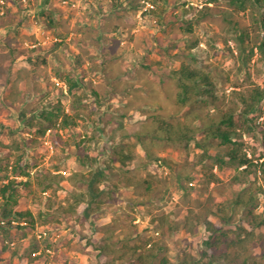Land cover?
<instances>
[{
    "label": "rangeland",
    "instance_id": "1",
    "mask_svg": "<svg viewBox=\"0 0 264 264\" xmlns=\"http://www.w3.org/2000/svg\"><path fill=\"white\" fill-rule=\"evenodd\" d=\"M207 1L0 0V139L12 145V149L0 147V187L15 179L11 201L7 203L0 196V212L7 206L16 211L30 210L36 216L39 211L44 213L35 229L24 228L30 219L3 218L5 222L11 219L14 227L8 231L0 227V264H29L27 259H12L11 249L33 236L49 253L48 264H70L69 258L80 264H95L93 256L81 257L67 247L61 238L67 232L65 223L60 224L47 208L72 203L69 191L74 187L80 190L83 179L91 181L98 168L107 170L110 182L126 181L132 176L136 184L148 180L152 183L154 199L134 207L118 199L116 208H127L122 216L125 224L120 221V227L129 228L121 235L131 236L128 246H143L148 239L155 242L154 264H160L163 257L176 258L185 249L196 253L204 230L200 225L194 235L186 232V216L199 212L204 205L223 202L225 194H245V198L252 195L259 203L255 211L264 214V171L257 167L264 160V100L260 109L246 114L236 94L252 86L264 87V56L257 49L264 39V4L258 0H213L208 10L200 13ZM241 32L245 33L243 40ZM114 61L125 72L114 76ZM183 62H192L212 75L217 82V99L197 102L187 117L185 111L178 115L183 121L198 115L196 120L199 117L206 124L220 121L223 112L232 110L240 157L246 154L254 159L256 167L240 166L239 158L235 161L226 157L231 145H222L217 138L206 141L204 134L196 132L198 143L205 148L192 145L184 153L176 148H160L156 156L164 158L159 162L151 159L152 164L139 171L120 170L121 154L116 151L120 147L112 145L115 142L111 133L116 135L115 129L119 128L115 125L122 122L124 127L121 143L144 158L141 143L133 142L130 136L140 127L144 115L134 111L136 107L130 102L142 96L140 88L146 80L161 93L175 89L172 72ZM68 82L78 83L75 93L68 90ZM48 111L59 113V119L57 114L50 121L40 117ZM65 114L69 115V123L59 126ZM88 117L105 127L101 140L77 146L85 136L92 137L100 129L93 121L89 126ZM250 127L253 129L249 131ZM96 149L100 151L96 164H83L85 151L93 153ZM203 149L208 151L209 159L194 166ZM218 157L226 164L222 165ZM176 162L194 168L178 175L171 168ZM109 165L112 170L107 169ZM58 170L66 176L74 174L64 179L57 177ZM49 183L53 187L56 184V188L47 187ZM144 188L143 184L139 191L143 193ZM123 193L137 195L135 189ZM170 210L176 211L181 223L178 232L159 236L156 226L148 229L152 215ZM127 214L133 217L132 224L127 225ZM56 224L60 229L55 228ZM230 225L235 229L242 224ZM228 233L232 238L230 228ZM45 237L55 246L47 248L42 240ZM7 242L11 248L5 252L1 246ZM262 251L264 254V245Z\"/></svg>",
    "mask_w": 264,
    "mask_h": 264
},
{
    "label": "trees",
    "instance_id": "2",
    "mask_svg": "<svg viewBox=\"0 0 264 264\" xmlns=\"http://www.w3.org/2000/svg\"><path fill=\"white\" fill-rule=\"evenodd\" d=\"M212 1H207L208 3L200 10V13L206 12L209 9L208 4L212 3ZM258 1L264 4V0ZM262 22L264 24V16L262 17ZM239 36L243 40L245 33L241 32ZM257 49L264 56V39L257 45ZM114 66L116 67L115 71L114 69L111 70L114 76L119 75L120 72H125L120 71V65L116 61H114ZM172 75L175 77L173 84L175 89H167L161 93L155 88V85H152L153 83L146 80L142 84L143 87L140 88L142 96L133 97L137 102H130V105L136 107L134 111L144 115L140 127L134 134L130 135L134 139L133 142L141 143L144 158L134 153L128 146L126 147L124 143H121V139L125 137L124 127L122 122H118L119 124L115 125L119 128L115 129L116 135L111 133L115 142L112 145L114 148L120 147V149H116L121 154L120 170L124 172L139 171L141 167L150 166L152 164L151 159L159 162L164 158L160 155L156 156L157 150L160 148L171 147L181 150L180 152H186L192 145L205 148L204 144L198 143L196 132L204 134L206 141L217 138L222 145H231L232 148L227 151L226 157H230L231 160L235 161L239 158L240 166L246 165L247 168H250V166L256 167L257 163L254 162V159L249 158L246 154L240 157L241 144L236 145L238 139H234L235 131L233 130L236 124L232 110L223 112L220 121L208 122L209 124L199 121V117L196 120L198 115L184 121L181 119V114L178 115L185 111V116L187 117L195 109V104L200 102L207 103L217 99V82L212 75L202 67L199 68L193 65L192 62H183L179 69L172 72ZM69 82L68 90L70 93H75L78 83ZM135 82L133 83H138L137 81ZM136 94L138 95V93ZM236 94L240 99V104L243 106L244 113L251 114L256 112L258 108L260 109V104L264 100V87L256 85L247 89V91H238ZM128 96L129 94H126V98ZM74 98L78 101L82 100L80 96H75ZM123 112H125L124 109ZM175 112L178 113L174 114ZM56 114L57 112L48 111L41 113L40 117L50 121L58 115L57 119H59V113ZM68 117V114L62 116L63 125L59 126H67L69 123ZM91 118H87V123L89 126L93 125L92 121L97 123L96 125L100 128L98 133L92 135V137L85 136L84 139L80 140L82 142L75 145L80 146L83 142L92 141L96 138L101 140V134L105 127L101 128V125L98 124L100 122H97L95 118ZM114 118L117 119L119 117L114 116ZM252 129L253 127H250L249 131ZM120 130L122 131L118 132ZM41 132L44 134L45 130ZM118 134L120 138H118ZM0 147L12 149V145L6 144L2 139H0ZM96 151L93 153L85 151V154L81 157L83 164L93 167L100 159V151L97 149ZM201 152V157L194 166L203 164L209 159L206 149L201 150ZM19 159H22V156ZM217 159L222 161V165L227 162L223 158L218 157ZM194 166L186 162H176L171 165V168L174 173L179 175L187 170H192ZM257 167L263 172L264 160ZM107 169L112 170L110 165ZM106 173L107 170L98 168L91 181L86 178L83 179V183L79 184L80 190L76 187L72 188L69 191L74 198L72 203L68 205L59 204L56 209L54 206L47 208L48 213L55 216L60 224L65 223L66 225L65 229L67 232L61 238L66 241L70 250L81 257L84 255L93 256L94 260L97 261L95 264H154L157 258L154 252L155 242L151 243V239H148L143 246H128L131 236L122 237L121 235H124L129 228L127 226L128 229L124 230L120 227V221L125 224V219L122 216L126 213L127 208L124 205L116 208L118 199L128 207L142 205V203H147L150 199H154L155 190H153L152 183L148 180L136 184L132 176L126 181L117 180L110 182L106 177ZM55 174H57V177L66 179L71 178L74 173L66 176L58 170V173ZM14 183L15 179H10L9 182L0 187V196L7 203L11 201ZM143 184L146 188L141 193L139 188ZM47 187L56 188V184L53 187V184L49 183ZM121 188L122 191L120 193L115 192L116 189ZM132 189H135L137 195L132 197L128 196L129 194L123 195V191L129 192ZM64 191L67 192V187L64 188ZM243 195L245 194L230 197L225 194L223 202L217 205H212L211 203L204 205L199 212L193 215L188 213L184 229L190 235H194L197 227L201 225L204 230L202 243H200L199 247L196 245V253H190L185 249L181 253L179 252L180 254L176 258L163 257L160 264H264L262 251V246L264 245V234L262 233L264 214L255 211L259 204L257 199L252 195H246L247 198ZM49 210H52L54 214ZM39 212L36 216L30 210L16 211L13 207L9 209L5 206L3 211L0 212V219H7L12 216L30 219L29 224L25 225L24 228L35 229L38 221L44 216L43 211ZM126 219L127 225L132 224L133 217L130 214H127ZM231 223H240L242 225L234 229L230 225ZM60 224L55 225L57 230L60 229L61 226H58ZM19 226L23 227V225ZM152 226H156L159 236H171L180 230L181 223H179L176 211L170 210L152 215L147 227L149 229ZM0 227L7 230L13 228L14 225L10 219L7 222L4 221V224ZM229 228L233 233L232 238H228ZM42 240L43 244H47V248L55 246V242L49 241L47 237ZM40 241L36 236H33L30 241L17 244L14 249H11L12 259H27L29 264H48L46 259L49 253L46 252V248L42 249ZM148 245H150V248L152 246V249L147 248ZM1 248L6 252L11 248V245L9 242L3 243ZM161 248L160 246L159 249ZM257 248H260L259 253H256ZM68 261H70V264L71 262L72 264H80L72 258H69Z\"/></svg>",
    "mask_w": 264,
    "mask_h": 264
},
{
    "label": "built area",
    "instance_id": "3",
    "mask_svg": "<svg viewBox=\"0 0 264 264\" xmlns=\"http://www.w3.org/2000/svg\"><path fill=\"white\" fill-rule=\"evenodd\" d=\"M151 7H153V6H151ZM42 235H40V237H41Z\"/></svg>",
    "mask_w": 264,
    "mask_h": 264
},
{
    "label": "clouds",
    "instance_id": "4",
    "mask_svg": "<svg viewBox=\"0 0 264 264\" xmlns=\"http://www.w3.org/2000/svg\"><path fill=\"white\" fill-rule=\"evenodd\" d=\"M153 6V5H152Z\"/></svg>",
    "mask_w": 264,
    "mask_h": 264
}]
</instances>
